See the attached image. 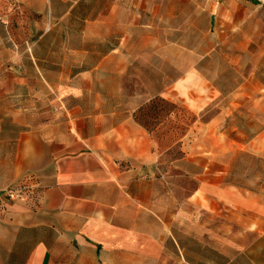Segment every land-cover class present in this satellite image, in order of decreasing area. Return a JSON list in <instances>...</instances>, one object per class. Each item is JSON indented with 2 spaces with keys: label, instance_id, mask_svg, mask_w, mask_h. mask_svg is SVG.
Here are the masks:
<instances>
[{
  "label": "crops",
  "instance_id": "crops-1",
  "mask_svg": "<svg viewBox=\"0 0 264 264\" xmlns=\"http://www.w3.org/2000/svg\"><path fill=\"white\" fill-rule=\"evenodd\" d=\"M0 264H264V0H0Z\"/></svg>",
  "mask_w": 264,
  "mask_h": 264
},
{
  "label": "trees",
  "instance_id": "trees-1",
  "mask_svg": "<svg viewBox=\"0 0 264 264\" xmlns=\"http://www.w3.org/2000/svg\"><path fill=\"white\" fill-rule=\"evenodd\" d=\"M172 112V107L159 100L154 102L152 106L140 112L137 119L146 128L152 129L162 118Z\"/></svg>",
  "mask_w": 264,
  "mask_h": 264
},
{
  "label": "built area",
  "instance_id": "built-area-1",
  "mask_svg": "<svg viewBox=\"0 0 264 264\" xmlns=\"http://www.w3.org/2000/svg\"><path fill=\"white\" fill-rule=\"evenodd\" d=\"M26 191H27V187L22 186L19 188L9 189L4 193H2L3 194L2 196L4 199H9L11 201H14L20 198Z\"/></svg>",
  "mask_w": 264,
  "mask_h": 264
},
{
  "label": "rangeland",
  "instance_id": "rangeland-1",
  "mask_svg": "<svg viewBox=\"0 0 264 264\" xmlns=\"http://www.w3.org/2000/svg\"><path fill=\"white\" fill-rule=\"evenodd\" d=\"M183 115H184L183 117H185V119H188V120H191L192 119V117H190V116H188L186 114H183Z\"/></svg>",
  "mask_w": 264,
  "mask_h": 264
}]
</instances>
